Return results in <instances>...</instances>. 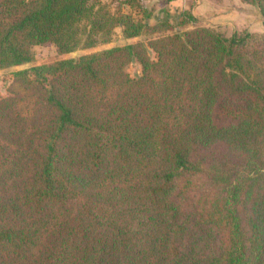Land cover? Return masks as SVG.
Listing matches in <instances>:
<instances>
[{"label":"trees","instance_id":"1","mask_svg":"<svg viewBox=\"0 0 264 264\" xmlns=\"http://www.w3.org/2000/svg\"><path fill=\"white\" fill-rule=\"evenodd\" d=\"M142 1L0 0V70L156 34L14 72L0 264H264V36L169 32L193 0L155 26L122 12Z\"/></svg>","mask_w":264,"mask_h":264},{"label":"rangeland","instance_id":"2","mask_svg":"<svg viewBox=\"0 0 264 264\" xmlns=\"http://www.w3.org/2000/svg\"><path fill=\"white\" fill-rule=\"evenodd\" d=\"M107 3L112 11H116L119 7V1L121 0H103ZM181 1V0H180ZM194 7L190 10V13L195 17L196 21H189L183 25H177L178 22L175 18L170 17L168 23L174 26L173 31L169 32H184L185 30L195 29L196 27H208L216 28L227 36L232 35L234 32H248L264 36V18L260 13V9L251 2L244 0H193ZM190 3V2H189ZM181 4L179 10L188 9L190 4ZM198 3H201L200 8L197 10ZM141 7H124L122 12L124 14L132 15L136 20L143 19L145 11L150 18L146 20L151 26L157 25L159 22L167 20V16L163 10L166 9L168 4L166 0H145L141 2ZM176 4H174L175 6ZM180 5V4H179ZM172 6V10L175 11L178 8ZM212 7V8H211ZM210 11L209 9H213ZM175 14V13H174ZM186 19L180 18V21ZM156 34L144 31L142 35L126 39L123 37L121 29L117 28L110 43L100 44L93 48L82 49L76 52L61 55L53 45H39L34 47V60L31 63L11 67L0 70V98L8 97L10 90L17 86L14 72L29 69L33 66L50 64L55 61L66 58H77L81 55L90 54L93 52H99L105 49H110L116 46H124L128 44H134L142 42L148 46V42ZM151 58L155 57L153 50L148 48ZM126 71L132 76L137 77L141 74V67L137 61L129 63L126 67Z\"/></svg>","mask_w":264,"mask_h":264},{"label":"crops","instance_id":"3","mask_svg":"<svg viewBox=\"0 0 264 264\" xmlns=\"http://www.w3.org/2000/svg\"><path fill=\"white\" fill-rule=\"evenodd\" d=\"M191 1V0H190ZM189 0H181V1H179L180 2V4H185L186 3V5L190 2ZM178 3H176V5H177ZM190 4V3H189ZM186 5H185V9H186ZM200 5H201V3H198V6H197V10L200 8ZM212 8V7H211ZM210 11H214V8L213 9H209Z\"/></svg>","mask_w":264,"mask_h":264}]
</instances>
